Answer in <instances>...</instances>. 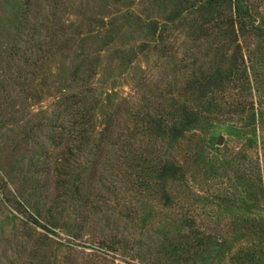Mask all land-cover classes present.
I'll list each match as a JSON object with an SVG mask.
<instances>
[{"label": "rangeland", "instance_id": "obj_1", "mask_svg": "<svg viewBox=\"0 0 264 264\" xmlns=\"http://www.w3.org/2000/svg\"><path fill=\"white\" fill-rule=\"evenodd\" d=\"M195 1L0 0V264H173L166 247L193 230L213 244L196 264H239L251 251L264 264L256 232L264 226V39L254 33L242 42L256 56L248 70L254 123L228 113L225 85L175 141L136 138L151 159L182 165L184 175L166 181L169 200L154 186L137 189L135 171L119 169L122 149L99 141L107 123L130 132L138 112L176 101L196 107L181 88L224 41L204 30ZM247 2L264 23V0ZM81 92L94 107V129L78 145L68 130ZM70 144L80 149L59 162ZM60 164L73 173L63 185ZM81 184L95 199L110 197L107 206L88 212L72 191ZM102 240L119 248L106 250ZM188 257L178 254V264H193Z\"/></svg>", "mask_w": 264, "mask_h": 264}, {"label": "trees", "instance_id": "obj_2", "mask_svg": "<svg viewBox=\"0 0 264 264\" xmlns=\"http://www.w3.org/2000/svg\"><path fill=\"white\" fill-rule=\"evenodd\" d=\"M196 4H198L196 12L199 14L202 24L208 25L204 30L206 32L217 31L219 38L222 39V42L224 41L222 45L215 44V53L212 55L208 54L209 61H204V64L197 65L184 87L181 88V91L186 92L190 96L188 98L192 99L193 97V105L196 107L190 106L186 102L178 103L176 101L169 107V110H164L157 114H153L148 110L138 112L135 115V124L130 132H115L112 128L110 129V124L107 123L105 128L101 130L99 137V141H105L106 138H109L112 145L122 149L123 153L119 161V169L125 170V173H129L128 169L135 171L132 183L137 189H149L154 186L155 189L162 191V196L166 200H169L165 191L167 179L169 177L183 176V167L176 160L168 158L151 159V152L135 143L137 137L141 140L147 136L154 139L175 141L196 126L201 117V111L197 109L198 105H210L212 102L219 100L213 94L218 93L225 85L228 86V90H221L223 92L221 98H224L226 91L229 92L228 98L230 101L224 98L226 99L224 101H228V113L236 116L240 115V117L238 116V122L245 127L255 122V102L249 97L251 90L248 87L250 82L248 70L252 67L256 56L251 44L244 45L242 42H247L245 40L247 36L254 33L257 38L264 39V23L258 21L247 0H196L194 5ZM162 31L164 30L160 31V36H163ZM229 45L232 48L230 53L226 54L227 50L223 51V49ZM193 62L192 64L197 63V59H194ZM85 95V92L76 93L73 97L77 98V100L71 99V105L76 108V113L70 124L71 129L68 131L75 132L76 136L73 135L69 142L72 140L74 142L77 141L78 145L83 142L88 143L90 138L84 139L86 138L85 135L94 129V107L85 100L87 99ZM188 100L190 99L185 101ZM244 112L247 113L245 117L242 116ZM256 138L255 133H249V141H255ZM75 146V144L73 147L71 144L68 145L64 150L63 160L59 162L68 164L67 158L73 155L74 150L80 149ZM262 154L264 160V150ZM55 172L59 179V185L65 183L66 176L73 175L68 170V165L64 167L63 164L60 167H56ZM70 179L71 181L78 180L80 182L77 176ZM73 190L78 198L77 201L81 206L88 209V212L92 211V209H97V202L101 201L102 204L107 206L110 201V197H106L101 193L96 194L97 198L95 199L91 192L87 193L85 191L82 184L75 185ZM109 192L114 194L116 191L110 189ZM115 198L116 200L120 199L117 198L116 194ZM122 203L126 202L122 201ZM117 204H120L118 200ZM130 213L133 212H128V214ZM263 227L261 225V228L258 227L256 231L261 233L259 241H264ZM191 233L192 235L183 234L179 236L177 238L178 241H172L166 247L165 251L172 257L171 262L173 264H178V254H187L189 257L195 255L192 263L196 264V258L198 256L203 257V254L212 247L213 244L209 241V236L207 237L203 232L198 233L194 230ZM72 236L79 235L74 232ZM100 246L111 251L119 248L116 243H106L104 240L100 242ZM201 251L202 253H200ZM255 255L254 251L246 252L244 261L239 262V264H256Z\"/></svg>", "mask_w": 264, "mask_h": 264}, {"label": "water", "instance_id": "obj_3", "mask_svg": "<svg viewBox=\"0 0 264 264\" xmlns=\"http://www.w3.org/2000/svg\"><path fill=\"white\" fill-rule=\"evenodd\" d=\"M217 142L220 144L221 142H222V137L220 136V137H218V140H217Z\"/></svg>", "mask_w": 264, "mask_h": 264}]
</instances>
